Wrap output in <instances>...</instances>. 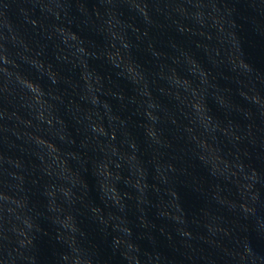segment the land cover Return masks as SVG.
<instances>
[{
	"label": "water",
	"instance_id": "1",
	"mask_svg": "<svg viewBox=\"0 0 264 264\" xmlns=\"http://www.w3.org/2000/svg\"><path fill=\"white\" fill-rule=\"evenodd\" d=\"M0 264H264V0H0Z\"/></svg>",
	"mask_w": 264,
	"mask_h": 264
}]
</instances>
